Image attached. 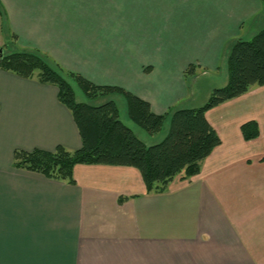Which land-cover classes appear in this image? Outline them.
<instances>
[{"label": "crops", "instance_id": "crops-1", "mask_svg": "<svg viewBox=\"0 0 264 264\" xmlns=\"http://www.w3.org/2000/svg\"><path fill=\"white\" fill-rule=\"evenodd\" d=\"M263 12L262 0H0V47L12 38L164 114L207 102L185 70L201 68L196 83L224 57L228 69ZM58 91L0 68V264H264V85L207 111L221 144L161 193L131 166L78 164L75 184L14 167L17 149L81 147ZM252 120L260 135L246 140Z\"/></svg>", "mask_w": 264, "mask_h": 264}, {"label": "trees", "instance_id": "trees-1", "mask_svg": "<svg viewBox=\"0 0 264 264\" xmlns=\"http://www.w3.org/2000/svg\"><path fill=\"white\" fill-rule=\"evenodd\" d=\"M0 68L56 85L59 100L71 111L82 140L81 147L75 150L63 145L53 151L17 149L14 167L75 184L74 168L78 164L131 166L141 172L148 192L161 193L179 174L183 173V179L197 175L203 160L221 144L218 132L206 117L207 111L243 95L253 86L264 85V28L252 40L235 42L228 58L229 81L214 89L204 105L164 114L155 113L150 102L123 87L96 84L79 73L65 70L36 49L4 53ZM187 69L193 72L195 66ZM69 77L77 81L90 100L113 94L125 97L129 119L150 135L159 133L170 118L167 135L160 142L146 144L121 119L115 100L100 104L77 101ZM242 132L246 140L255 139L260 135L259 124L248 121L242 125Z\"/></svg>", "mask_w": 264, "mask_h": 264}, {"label": "rangeland", "instance_id": "rangeland-1", "mask_svg": "<svg viewBox=\"0 0 264 264\" xmlns=\"http://www.w3.org/2000/svg\"><path fill=\"white\" fill-rule=\"evenodd\" d=\"M262 1L264 2V0H262ZM258 18L259 19H256V21L253 22L251 25L250 24H247L245 26V28L243 30V35H244L243 38L245 40H252L253 37L264 28V24H263V21H264V12ZM14 42L12 41V38H11V41H10L11 44H7L4 47V53H12V52H16V51L28 50V48L22 49L18 45L14 46ZM45 55H47V54H45ZM48 57L53 62L57 63L50 56H48ZM61 67L64 68L63 66H61ZM64 69L67 70L66 68H64ZM199 70H201V68L200 67H197V66H195V70L193 72H191L192 69H190L189 71H188V69H186L185 70V75L187 74V77L189 76V80H190L191 86L194 88V90H197V91H200L201 90L202 92L200 93V96L201 97H206L205 99H207V101H208L209 98H210V96H211V94H212V92L214 91V89H216V88L221 87V86L224 85L223 84L224 83L223 81L225 80L226 74H228L227 60L224 57L223 58V64L219 68H215L214 69L212 67H209L208 69H206V75H204L203 77H200V79H198V81H196V83H194V78H192L193 77V74L196 71H199ZM202 71H203V69H202ZM68 79L71 82L73 88L75 89L76 98H77V101H79V102H89V103H93V104H100V103H103V102H105L107 100H110V98L113 97L112 95H109V96L102 97V98H99V99H96V100H90V99H88L85 96V94L83 93L81 87L79 86V84L77 83V81L74 78L69 77ZM188 85H189V83H188ZM117 101H118L117 104H118V106L120 108V111H121V119L123 120V118H125L124 119V122H126L131 127H135L136 128V131H137L136 133L142 139H144V140L145 139H148V136H150L149 133H147L145 130H143L141 127H139L137 124H135L132 120L129 119V117L127 115V112H126L127 102H126L125 97L120 96V97H118V100ZM123 103H124V105H123ZM123 111H124V114H126L127 117H124L123 116ZM170 126H171V120L169 119L164 124L163 129L159 133H157L155 135L156 136L155 138L157 139L156 141H159L160 142L161 140H163L165 138V136L167 135V133H168V131L170 129ZM145 143L148 144V145H150V144H154V143H157V142H145Z\"/></svg>", "mask_w": 264, "mask_h": 264}, {"label": "water", "instance_id": "water-1", "mask_svg": "<svg viewBox=\"0 0 264 264\" xmlns=\"http://www.w3.org/2000/svg\"><path fill=\"white\" fill-rule=\"evenodd\" d=\"M4 56V49L2 47H0V57Z\"/></svg>", "mask_w": 264, "mask_h": 264}]
</instances>
